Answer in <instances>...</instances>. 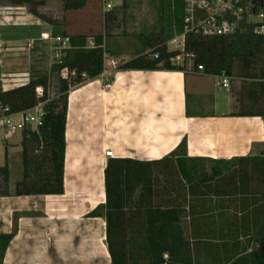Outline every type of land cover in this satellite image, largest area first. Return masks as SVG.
Returning a JSON list of instances; mask_svg holds the SVG:
<instances>
[{"label": "crops", "instance_id": "0c3cea01", "mask_svg": "<svg viewBox=\"0 0 264 264\" xmlns=\"http://www.w3.org/2000/svg\"><path fill=\"white\" fill-rule=\"evenodd\" d=\"M93 2L98 1L86 0L84 7L76 10L62 9V19L68 20ZM108 2L111 8L106 10L103 0H99L101 11L96 16L101 21L110 11L112 18L107 35H103L104 70L68 93L63 193H0V264H33V258H37L34 248L39 247V258H58V262L71 259L60 258L64 238H60L57 220L76 219L104 204L107 161H158L183 140L186 156L178 152L173 163L177 165L180 158L186 176L180 169L174 170L168 200L171 207H177L178 222L173 231L175 241L183 247L184 258L189 264H264V113L241 114L240 92L231 90L232 76H228L229 85L223 87L217 85L218 75L194 68H115L118 62L139 55L152 58L153 54L137 41L139 35L117 29L118 7L124 0ZM0 8L5 10L0 12L4 16L0 23L10 26L0 39V45L5 46L0 51L14 50V55L24 56L4 59L2 54L3 76L13 75L4 72L12 68L15 72L27 69L26 55L32 42L45 41L43 34L53 35L67 28L48 25L26 6L0 1ZM130 37H134L132 44ZM90 42L92 37L87 39L88 47L93 46ZM107 150L112 151L111 157L106 156ZM7 151L10 155L13 148ZM4 153L0 146V167L4 165ZM192 165L197 168L193 170ZM94 167L101 174L102 197L91 184L81 182ZM35 196L41 197L40 214L33 212ZM239 258L248 259L236 263Z\"/></svg>", "mask_w": 264, "mask_h": 264}, {"label": "trees", "instance_id": "16d2710c", "mask_svg": "<svg viewBox=\"0 0 264 264\" xmlns=\"http://www.w3.org/2000/svg\"><path fill=\"white\" fill-rule=\"evenodd\" d=\"M11 5L26 6L27 10L52 26L65 25L64 17L60 23L38 11L46 0H0ZM182 10L184 9V0ZM172 10L176 13L177 0H173ZM86 0H63V10H76L84 7ZM171 8V2L168 3ZM177 14V13H176ZM111 12L104 13V19L94 35L87 32L67 33L71 48L63 52L58 70L66 67L75 70L76 78H61L60 94L56 99L48 100L46 75L29 79L26 83L10 89L0 88V103L9 106L14 112L33 107L46 101L44 117L37 130H25L22 138L23 177L16 183V195L62 194L64 190V151L65 126L67 117L68 91L72 85L82 82L81 74L91 80L104 70L103 35L110 20ZM66 26V25H65ZM256 24L246 23L242 29L230 36L202 37L187 34L184 52L193 55V68L203 66V72L212 75L225 74L248 80L238 97L242 115H263L264 113V35L254 32ZM183 32V27L179 29ZM163 31V29H162ZM104 33V34H103ZM152 54L158 58L139 55L126 61L119 69L135 70H178L183 67L171 62L179 53L168 51L167 39H159ZM92 37L93 46H87ZM147 42L150 40L147 39ZM158 43V44H157ZM41 86L43 94L38 96L35 88ZM244 95V96H243ZM247 100V101H244ZM178 152L186 156V141L168 156L158 161L134 160L129 158H110L104 168L105 202L88 213L89 217L105 218L107 249L111 264H189L184 258L183 247L176 240L173 226L178 222L177 207H171L168 200L170 178L174 170L180 169L186 176V167L180 166V158L173 163ZM180 164V165H179ZM196 165H192L195 170ZM170 167L169 172L157 171ZM7 186L8 169L0 168ZM172 186H175V182ZM174 189H177V187ZM164 190V191H163ZM163 191V192H162ZM8 195V190L4 191ZM166 255V257H165ZM248 258H239L236 263Z\"/></svg>", "mask_w": 264, "mask_h": 264}, {"label": "rangeland", "instance_id": "374dc122", "mask_svg": "<svg viewBox=\"0 0 264 264\" xmlns=\"http://www.w3.org/2000/svg\"><path fill=\"white\" fill-rule=\"evenodd\" d=\"M97 1V3L93 2L88 8L77 10L74 14L69 16L68 20H66L67 23H65L67 33L87 32V34L94 35L93 33H95V31L97 32L100 30L101 24L98 23L99 19L96 16L100 14L101 8L99 6V0ZM177 1L176 14L172 10L174 8H172L173 0H124V4L118 7L120 22L117 23V29H119L121 33L139 35L137 41H140L143 46L147 45V47L151 49L150 52H153L155 47H157V36L159 32H161V37H159V39H167L165 42L167 50L177 51L179 53L178 58H172L171 62L177 66L183 67L184 71H190L193 69L194 61L192 56L184 52L183 45H181L182 35L179 29L183 27V3L181 0ZM45 2L44 6L39 7L40 13L48 17H53L57 21H61L63 0H46ZM169 2H171V8H168ZM1 11L4 12L5 10L0 8V12ZM1 16L4 17L3 13L0 17ZM251 18L253 22H258L257 24H259L260 19L257 16L254 15ZM1 23L0 39L6 35V28L10 27L4 23V21ZM47 24L50 25L49 23ZM89 28L91 29L90 33ZM117 29H115V31H117ZM62 33L63 32L57 30L55 34H49V39L45 41L40 39L32 42V49L26 55L28 61L25 71L21 70L15 72L12 68L4 72L9 74L13 73V75L3 76L0 70V88L4 90L10 89L26 83L31 78L46 75L48 78V85L46 88L47 98L48 100L56 99L60 94L61 78H63L61 70H58L56 66L59 64L63 52L71 48L70 44L63 48L62 44L55 43L53 37L57 35L62 36ZM133 38L134 37H130L128 39L129 43L131 41L132 44ZM147 39L150 41L147 42ZM89 45L90 44L87 43V46ZM8 47L10 46L6 45V48ZM4 48L5 46L0 45V49ZM15 52L14 50L0 51V59L2 54L4 55V59L24 57L23 55H14L13 53ZM7 66H9V63ZM118 66H120L119 62L115 65V68H118ZM233 78L231 90H237L236 92L244 90L245 92L244 85L249 81L236 76H233ZM81 79H83L82 82L70 86L69 91L89 81L85 78ZM223 91L225 90H220L218 92ZM22 138L23 132L8 134V132L0 126V146L5 150L3 166H6L8 169V161H10L12 167L10 171L11 174L8 169L6 187L3 182L4 175L2 171H0V193H4V191L8 190V195L15 194L16 183L23 177ZM10 147L13 148V151L8 155L7 150ZM170 169V167L163 170L157 168V171H165V173H167ZM40 198L39 196H35L32 199L31 204L34 210L33 212L36 214H40ZM98 211L104 214V208L102 206L98 208ZM53 223L54 222H50L49 224L53 225ZM57 223L61 229L59 234H61L62 237L60 238H64L63 245L60 247V258L71 259H64V261L63 259H59L61 261L58 262V258H39L40 247L38 246L39 248H34L37 258H33V264H111L105 233L106 223L103 215L98 218H93L86 214L76 219L57 220ZM54 250L55 248L53 245L51 249L52 254ZM21 260H23V258H21Z\"/></svg>", "mask_w": 264, "mask_h": 264}, {"label": "built area", "instance_id": "2783aa9c", "mask_svg": "<svg viewBox=\"0 0 264 264\" xmlns=\"http://www.w3.org/2000/svg\"><path fill=\"white\" fill-rule=\"evenodd\" d=\"M105 4V9L111 8L110 3ZM260 19L253 22V16ZM246 23L256 24L254 32L264 35V0H184L183 9V32L182 42L184 49L185 37L187 34H195L202 37H220L230 36L242 29V25ZM44 40L49 39V34L42 35ZM56 44H62L63 48L70 44L67 36H54ZM93 45V42H90ZM193 57L192 54H187ZM158 58V53L152 55ZM178 58V55L176 56ZM197 69L203 71V66L198 65ZM61 75L65 79H72L78 76L75 70L66 67L61 69ZM81 78H86V74L82 73ZM217 85L227 87L229 85V77L225 74L218 75ZM38 96L43 93V88L38 86L35 88ZM46 101L38 102L33 107L14 112L9 106L0 103V126L5 129L8 134L13 132H24L25 130H37L42 124L44 117V105ZM106 156L111 157L112 151L107 150Z\"/></svg>", "mask_w": 264, "mask_h": 264}, {"label": "bare ground", "instance_id": "6f19581e", "mask_svg": "<svg viewBox=\"0 0 264 264\" xmlns=\"http://www.w3.org/2000/svg\"><path fill=\"white\" fill-rule=\"evenodd\" d=\"M89 177L84 179V177L82 178L81 182L86 184L88 183L89 185L91 184L92 187H94L96 189V193L97 195H100V197H102L103 192L100 188V182H101V174L100 172H98L97 167L94 168H90L89 169ZM91 172V173H90ZM82 173L84 174L85 172L82 171ZM76 175V174H75ZM69 186V185H68ZM100 188V189H99ZM105 237V236H104ZM105 240V239H104Z\"/></svg>", "mask_w": 264, "mask_h": 264}]
</instances>
